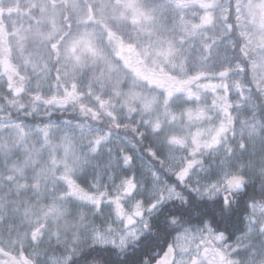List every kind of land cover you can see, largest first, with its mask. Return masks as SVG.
Returning <instances> with one entry per match:
<instances>
[{
  "label": "snow or ice",
  "instance_id": "snow-or-ice-1",
  "mask_svg": "<svg viewBox=\"0 0 264 264\" xmlns=\"http://www.w3.org/2000/svg\"><path fill=\"white\" fill-rule=\"evenodd\" d=\"M252 174L264 0H0V264H264Z\"/></svg>",
  "mask_w": 264,
  "mask_h": 264
},
{
  "label": "clouds",
  "instance_id": "clouds-1",
  "mask_svg": "<svg viewBox=\"0 0 264 264\" xmlns=\"http://www.w3.org/2000/svg\"><path fill=\"white\" fill-rule=\"evenodd\" d=\"M245 183L250 186L249 187L250 194L253 190L258 193L261 191L262 188H264V175L252 174L250 176H247L245 178ZM244 191L245 189L242 187L241 189L238 190L235 196H232L231 194L229 196L232 207L236 209L237 211L242 210V203L239 200V195L240 193ZM192 196L194 197V203L196 205V207H194L191 210V214L193 218L201 215V213H207L210 215L214 214L218 219L221 217V213L219 209L216 207V205L214 204L213 200H208L207 197H202L195 192L192 193ZM186 199L187 197H185V200ZM215 199H219V197H216ZM249 203H251V201H249ZM168 204H169V211H172V212H176L177 209L181 207L185 209L188 208V205L186 203L182 204L179 201H177L175 204L169 201ZM224 212H225V215L229 214L227 206H224ZM241 218H242L241 216L236 217V219H241ZM158 219H160L161 224L164 223L163 218L158 217ZM176 219H179V217H176ZM149 222L151 223V218H149ZM169 223H171V221H169ZM152 231H153V234H155V229H153ZM234 235H238V234H234ZM229 243H231V241ZM94 264H101V262L95 261Z\"/></svg>",
  "mask_w": 264,
  "mask_h": 264
}]
</instances>
